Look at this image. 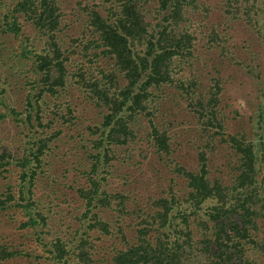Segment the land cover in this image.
I'll return each instance as SVG.
<instances>
[{"label": "rangeland", "instance_id": "obj_1", "mask_svg": "<svg viewBox=\"0 0 264 264\" xmlns=\"http://www.w3.org/2000/svg\"><path fill=\"white\" fill-rule=\"evenodd\" d=\"M18 1L0 0V117L7 115L0 120V148H5L11 155L10 160L3 161L4 170L0 169V194H5L8 189L18 193L19 161L27 155L30 140L42 136L37 132V129L41 130L36 124L37 114L44 125L51 123L44 129L45 133L55 132L56 136L38 170L32 193L25 192L26 199H21V208H14V202L19 199L14 195L10 203L12 209L0 210V240L29 253L28 257L20 256L4 264H55L52 257L56 249L49 244L57 236L67 243L70 253L77 243H87L86 249L90 253L89 262H81L70 254L65 264H113L116 252L126 248L128 239L130 243L137 240L136 231L144 225L154 202L170 197V191L180 199L187 197V181L172 169L180 165L186 171H196L198 148L205 146L206 138L198 129V117L188 108L186 98L181 97L183 91L175 82L165 83L159 90L161 98H157L150 108L154 112L153 122L168 127L174 136L172 156L167 159L171 165L145 141L150 119L140 115L135 128L140 138L124 146H114L108 154L111 161L104 165L102 160L97 168L101 173H112L102 184V192L110 196V203H100L88 213L86 201L78 190L88 187L84 173L90 172L93 165L89 154L101 153L93 143L100 131L92 130L95 127L102 129L108 111L71 79L56 97L40 94L42 76L36 70L34 53L45 50L46 38L21 16L20 34L7 32L5 18H11ZM55 1L63 15L57 44L62 58H70L66 64L68 71L74 72L75 62L80 61L87 71L100 76V70L109 68L114 61L100 46L99 34L90 25L93 15L89 12L93 9L101 18L110 21L113 18L110 11L116 2ZM189 1L192 3L188 2L183 14L188 19L186 27L194 40L190 54L173 61L175 73L171 75L184 82L195 77L200 86L198 91L204 95L205 88L213 84L212 79L219 82L221 93L214 111L218 120L223 121V128L210 131L215 145L213 152L207 155L210 176L233 184L239 158L224 140L239 135L245 145L255 147L256 171L259 179L264 180V11L258 10L261 4L257 0ZM160 5L159 0L148 1L145 12L149 19L162 21L167 16L168 13L157 15ZM246 6L256 9L257 18L251 23L245 15ZM120 80L126 86L127 81L123 77ZM67 107L72 110L71 122L65 120ZM29 115L32 125L20 121ZM121 196L125 202L118 208V197ZM28 205L34 210L31 212L34 218L35 214L46 218L43 228L41 223L33 228L22 227L28 221V213L23 207ZM91 214L98 215L107 228L94 227ZM256 221V230L251 231L250 237L256 240L257 247L247 240H238L243 248L240 256L242 261L264 264V213ZM202 228H192L194 245L191 251L187 249L192 254L191 261L203 258L199 242L211 239L210 230L199 235L198 230L203 232ZM156 236L154 233V238Z\"/></svg>", "mask_w": 264, "mask_h": 264}, {"label": "trees", "instance_id": "obj_2", "mask_svg": "<svg viewBox=\"0 0 264 264\" xmlns=\"http://www.w3.org/2000/svg\"><path fill=\"white\" fill-rule=\"evenodd\" d=\"M114 1L117 5H113L110 11L113 14L110 21L101 18L93 9L89 12L93 15L90 25L99 34L100 46L106 50L105 55L114 61L109 68L100 70V76L87 71L80 61L75 62L74 72L68 71L66 64L70 62V58H62L57 44L59 33L62 32L60 25L63 15L55 0H19L11 18H5L7 32L16 36L20 34L21 16L33 25L40 36L46 38L45 50L42 53H34L36 70L42 76L41 95L49 93L56 97L66 88L68 79H71L75 85L90 92L93 99L96 98L97 103L108 111L102 129L95 127L92 130L100 131L93 143L94 148L101 150V153L89 154L93 165L90 172L84 173L88 187L78 190L86 201L88 213H92L100 203H110V196L102 192V184L106 183L112 173H101L97 168L102 164V160L104 165L111 161L108 154L113 151L114 146H124L140 138L135 129L140 115L150 119V130L145 141L161 158L164 156L168 165L170 164L167 159L172 156L174 136L168 127L155 124L151 119L154 112L150 105L154 104L157 98H161L159 90L162 85L177 83V88L183 91L181 97L186 98L188 108L199 119L198 129L206 138V144L198 148V169L186 171V168L180 165L172 169L173 173L187 181V197L180 199L170 191V197L154 202L144 225L136 231L137 240L130 243L128 239L126 248L116 252L113 264H256L242 261L243 257L240 255L243 248L238 241L247 240V243L257 247L256 240L250 237L251 231L256 230V220L264 213V180L259 179L256 171L258 157L255 155V147L245 145L239 135L225 139L224 143H229L231 150L238 155L240 165L235 169L232 185L212 178L207 155L208 152H213L215 145L210 131L217 127L223 128V121L218 120L214 111L221 93L219 82L212 79L213 84L205 88L204 95L198 91L200 86L195 77L184 82L171 75L172 72L175 73V58L190 54L194 35L186 27L188 19L183 13L185 7L192 2L159 0L161 5L156 11L157 15L168 13L159 21L149 19L146 15L145 9L149 0ZM257 1L261 4L258 5V10L264 11V0ZM245 15L250 23L253 22L257 18L255 7L246 6ZM249 72L253 73V70ZM255 75L258 78L257 72ZM122 77L127 81L126 86L120 82ZM186 83L187 86H182ZM152 88L156 91H149ZM13 113L18 117L16 112ZM71 114V108L67 107V122L72 121ZM6 116L2 115L0 120ZM35 119L37 127L41 129H37V132L42 136L30 140L31 147L27 155L19 161L18 193L8 189L5 194H0V210L12 209L10 203L14 195L19 197L18 202H14V208H21V199H26L25 192L32 193L38 170L51 150L50 143L56 134H46L44 131L51 123L44 125L39 114ZM20 121L32 125L31 115ZM10 158V152L1 147L0 169L4 170L3 161ZM233 169L232 167V171ZM118 199V208H122L125 198L121 196ZM23 208L28 213V221L22 227L33 228L40 223L41 227H44L47 221L45 217L35 214L34 218L31 205ZM91 215L93 217L90 221L94 227L107 228L98 215ZM200 227H203V232L198 230L199 235L203 236L210 230L212 240L202 239L199 244L202 245L200 253L203 258L191 261L192 254L188 252L194 245L192 228ZM154 233L157 234L155 238ZM254 237L252 235L253 239ZM49 245L56 249L52 257L55 264H65L70 254L81 262L90 261L87 243H77L71 253L67 250V243L58 236ZM20 256L28 257L29 253L23 248H15L0 240V264Z\"/></svg>", "mask_w": 264, "mask_h": 264}]
</instances>
